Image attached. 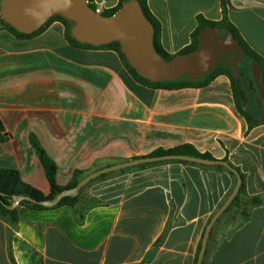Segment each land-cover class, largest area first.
<instances>
[{"label":"crops","instance_id":"crops-1","mask_svg":"<svg viewBox=\"0 0 264 264\" xmlns=\"http://www.w3.org/2000/svg\"><path fill=\"white\" fill-rule=\"evenodd\" d=\"M223 3L229 22L264 59V0H147L170 55L190 45L198 15L220 21ZM94 4L106 11L118 0ZM64 34L58 21L23 40L0 29V168L16 170L48 195L31 135L55 163L59 186L75 171L90 175L189 144L226 159L244 177L239 201L212 225L201 264H264V123L248 129L230 79L217 76L204 88H148L116 52L72 47ZM118 171L88 182L83 195L99 204L82 221L69 206L18 205L15 224L0 217V264H197L204 232L236 176L220 165L177 161Z\"/></svg>","mask_w":264,"mask_h":264},{"label":"water","instance_id":"water-1","mask_svg":"<svg viewBox=\"0 0 264 264\" xmlns=\"http://www.w3.org/2000/svg\"><path fill=\"white\" fill-rule=\"evenodd\" d=\"M56 15L71 23L70 35L80 44L100 47L117 42L130 67L141 78L151 83L176 82L183 78L198 81L218 64L229 65L232 76L242 81L238 65L246 63V55L230 32L222 33L218 28H206L200 33L199 44L194 51L175 55L171 60L166 61L154 47L153 26L145 17L137 0L124 2L111 16L96 13L89 7L87 0H0V17L7 25L21 34L29 35L38 31ZM230 54L234 57L226 60L225 57ZM248 65L251 70L250 80L253 82L258 97H261L264 94L261 70L256 64L248 62ZM257 102L259 103L260 99ZM258 118L261 119L262 115ZM166 160H184L209 166L220 165L236 176L237 183L233 192L211 219L204 232L197 259V264H201L212 225L233 201L241 185L239 172L224 160L195 159L173 155L142 157L95 171L85 177L75 188L61 192L55 200L45 202L43 205L51 207L64 196L77 195L88 182L109 172ZM23 200L34 202L27 197H18L10 208H16Z\"/></svg>","mask_w":264,"mask_h":264},{"label":"trees","instance_id":"trees-1","mask_svg":"<svg viewBox=\"0 0 264 264\" xmlns=\"http://www.w3.org/2000/svg\"><path fill=\"white\" fill-rule=\"evenodd\" d=\"M129 0H118V5L111 10L103 11L101 14L104 16H111L114 14L124 2ZM141 6V9L145 15V17L148 19V21L152 24L153 30H154V47L159 55L163 57L166 61L171 60L175 55L168 54L161 45V26L159 21L152 15L150 12L147 0H137ZM87 3L89 7H91L93 10L96 9V5L94 4V0H87ZM58 21L60 22L64 28H65V40L66 42L75 48H82V49H109L117 53L119 56L124 68L127 70L129 75L132 77V79L143 86H146L148 88L152 89H164V90H178L183 88H204L210 84L217 76L225 75L227 76L231 81V86L233 89L234 94V100L235 105L238 110V112L243 116L248 124V129L253 128L254 126L264 123V118L262 120H257V118L253 115L251 111V106L248 104L247 106L244 104V100L246 99L245 96V90L244 83L241 82L239 79L234 78L231 74V67L227 64H218L209 74H207L203 79L198 81H190L185 78L176 81V82H159V83H151L143 78H141L136 71L130 67L128 62L126 61L124 55L122 54L120 50V46L117 42L110 43L105 46L100 47H93L86 44H80L77 41H75L71 35H70V29H71V23L65 20L64 18L56 15L52 18H50L46 24L41 27L38 31L33 32L32 34L26 35L18 33L15 29H13L11 26L7 25L2 18L0 17V29H5L8 31L11 35H13L15 38L19 40L23 39H29L32 38L39 33H41L50 23ZM197 21V28L196 30L191 34V43L189 46L184 48L182 51H180L178 54H185L189 53L191 51H194L196 47L199 44V35L200 33L206 29V28H218L223 32L228 31L232 34V36L239 42L240 47L243 49V52L246 55V59L248 62L256 64L262 73V80L261 82L264 83V59L259 56L256 52H254L247 43L243 40V38L240 36L238 30L234 25H232L227 17V10L224 5L222 4V18L218 22H211L206 20L202 15H198L196 17ZM177 54V55H178ZM239 69V68H238ZM242 72L239 70V75H241ZM1 129V125H0ZM3 138L0 135V140ZM30 143L33 147L39 161L41 162V165L43 167V170L45 172L46 178L49 182L50 186V193L48 195L42 194L40 191L36 190L35 188L23 183L20 179L19 173L16 170L13 169H3L0 168V217L9 218L10 222L12 224H15L18 220V211L17 208L11 209V205L18 197H27L34 202H30L28 200H23L19 204L20 206H24L27 209L31 210H40L44 208H48V206L43 205L45 202L53 201L55 198L64 191L71 190L75 188L85 177H87V173L83 171H75L70 182L66 186H59L56 182V174H57V167L53 160L49 157V155L45 152V150L40 146L39 142L37 141L36 137L34 135L30 136ZM181 156L186 158H195V159H208L212 160V156L208 153H199L193 146L189 144L177 146L171 149L164 150L162 148L156 149L155 151L151 152L150 154L142 157H161V156ZM142 157H135L130 160L122 161L128 162L131 160H137ZM169 161H177L179 163H188L184 160H166V161H159L155 163H148V164H141L136 167L144 168L150 165H155L160 162H169ZM224 161H227L224 159ZM110 167V166H109ZM127 169H121L120 172H124ZM118 171V172H119ZM239 172V171H238ZM114 172H110L104 175H101L99 178H104ZM231 174H233L230 171ZM240 174V173H239ZM234 175V174H233ZM241 185L239 188V191L233 201L230 203L229 206L234 205L237 203L240 199V194L244 190V177L241 175ZM97 178V179H99ZM93 182V181H92ZM90 185L88 183L85 187H83L80 192L77 195L74 196H64L60 199V201L50 208H59L62 206H69L75 209V212L78 215V218L80 221L83 220L85 213L91 208L99 203L95 200H91L88 198H85L83 193L84 190ZM85 202L87 205L84 207H81V204ZM250 204H261V200L259 198H251L247 201ZM228 206V207H229ZM161 238L157 241V244L160 242ZM13 264H15L13 262Z\"/></svg>","mask_w":264,"mask_h":264},{"label":"flooded vegetation","instance_id":"flooded-vegetation-1","mask_svg":"<svg viewBox=\"0 0 264 264\" xmlns=\"http://www.w3.org/2000/svg\"><path fill=\"white\" fill-rule=\"evenodd\" d=\"M229 57H234L233 54H230L229 56L225 57L227 60ZM246 63H240L238 65L239 70L242 72L241 77L242 81L244 83L245 90V96L246 99L244 100V104H249L251 106V111L253 115L258 118L260 115H262V118H264V94L261 97H258V94L253 87V82L250 80V74L251 70L248 65V61L245 58ZM262 73H261V80H262ZM249 83L251 85H249ZM262 86L264 87V83L261 82ZM258 99H260V102L258 103Z\"/></svg>","mask_w":264,"mask_h":264},{"label":"rangeland","instance_id":"rangeland-1","mask_svg":"<svg viewBox=\"0 0 264 264\" xmlns=\"http://www.w3.org/2000/svg\"><path fill=\"white\" fill-rule=\"evenodd\" d=\"M174 1V0H173ZM178 3H180V2H182L183 0H176ZM249 85H251L250 83H249ZM246 106H247V104H245ZM127 170L126 171H122V172H115V174H121V173H129V172H131V171H134L136 168H132V167H130V168H126ZM114 174V173H113ZM117 174V175H118ZM91 200H94V199H91Z\"/></svg>","mask_w":264,"mask_h":264},{"label":"built area","instance_id":"built-area-1","mask_svg":"<svg viewBox=\"0 0 264 264\" xmlns=\"http://www.w3.org/2000/svg\"><path fill=\"white\" fill-rule=\"evenodd\" d=\"M96 13H102L103 12V10L102 9H100L99 7H96V9L94 10Z\"/></svg>","mask_w":264,"mask_h":264}]
</instances>
